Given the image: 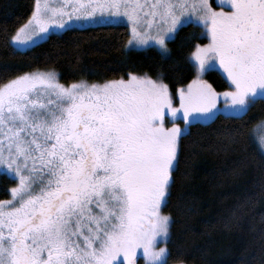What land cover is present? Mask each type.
I'll list each match as a JSON object with an SVG mask.
<instances>
[{
  "label": "snow or ice",
  "instance_id": "6c2138e0",
  "mask_svg": "<svg viewBox=\"0 0 264 264\" xmlns=\"http://www.w3.org/2000/svg\"><path fill=\"white\" fill-rule=\"evenodd\" d=\"M120 20L128 46L161 59L183 27H200L208 42L185 57L195 75L178 106L160 72L64 84L48 69L0 81V169L17 181L0 200V264H168L162 204L186 128L166 116L187 126L223 115L242 121L228 135L244 137L264 101V0H34L6 43ZM210 71L228 87L218 91ZM257 128L249 139L264 155V120Z\"/></svg>",
  "mask_w": 264,
  "mask_h": 264
},
{
  "label": "trees",
  "instance_id": "16d2710c",
  "mask_svg": "<svg viewBox=\"0 0 264 264\" xmlns=\"http://www.w3.org/2000/svg\"><path fill=\"white\" fill-rule=\"evenodd\" d=\"M33 10L34 0H0V81L48 69L64 84L127 79L129 73L157 78L160 72L176 95L195 75L185 57L196 44L208 42L200 27L188 24L168 42L169 57L161 59L153 47H129V27L118 24L71 28L26 50H14L6 38ZM204 78L218 91L228 87L218 71ZM262 120L264 101L244 118V137L228 135L242 121L223 115L184 126L162 207L171 217L168 264H264V155L249 139ZM15 184L0 173V200L10 199Z\"/></svg>",
  "mask_w": 264,
  "mask_h": 264
},
{
  "label": "rangeland",
  "instance_id": "374dc122",
  "mask_svg": "<svg viewBox=\"0 0 264 264\" xmlns=\"http://www.w3.org/2000/svg\"><path fill=\"white\" fill-rule=\"evenodd\" d=\"M216 2H217V0H215V3H216ZM118 24H124V25L128 26L125 20H120V21H113V22H110V23H101V24L77 23V24L74 25L72 28H83V27L96 26V25H118ZM64 31H65V30H62V31L56 32V31H51V30H50V33H49L48 35H46V37H45L43 40H36L35 38H33L34 41H35L34 43L29 42L28 45H27L26 47H25V46H21V47H19L18 49H19V50H26V49H28V48H31V47L34 46L35 44L44 41V40L47 39L48 36L51 35V34H53V33H62V32H64ZM129 47H131V46H129ZM131 48H133V47H131ZM148 48H150V47H148ZM133 49H138V48H133ZM139 49H140V50H143V49H147V48H139ZM174 104H176V105L178 106V92H177V94L175 95V98H174ZM172 122H175V123L180 124L182 128H184V126H186V125H185V122H184L183 120H181V119H174V120H173L172 118H170V114L167 115V116H166V120H165L166 126H169V127H170ZM260 131H261V129H259V128H257V127L254 129V132H256V133H259ZM0 173L7 174V172H6L4 169H0ZM7 175L10 176L9 174H7ZM10 177H11V176H10ZM12 178H13V177H12ZM13 179H14V178H13ZM16 182H17V181H16ZM166 197H167V196H166ZM165 202H166V200H165ZM165 202H164V204H165ZM164 204H162V207H163ZM167 240H168V239H167ZM157 246L159 247V246H165V245L158 244ZM137 264H145V260L143 259L142 255H138V258H137Z\"/></svg>",
  "mask_w": 264,
  "mask_h": 264
}]
</instances>
